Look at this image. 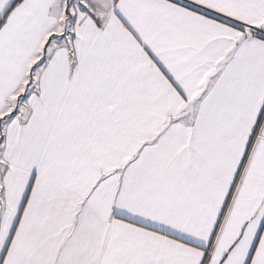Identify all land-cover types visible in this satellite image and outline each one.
Instances as JSON below:
<instances>
[{
  "label": "snow or ice",
  "instance_id": "1",
  "mask_svg": "<svg viewBox=\"0 0 264 264\" xmlns=\"http://www.w3.org/2000/svg\"><path fill=\"white\" fill-rule=\"evenodd\" d=\"M0 264H264V0H0Z\"/></svg>",
  "mask_w": 264,
  "mask_h": 264
}]
</instances>
